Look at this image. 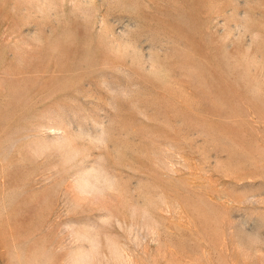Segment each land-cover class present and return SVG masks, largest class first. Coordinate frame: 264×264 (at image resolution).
I'll return each instance as SVG.
<instances>
[{
    "label": "rangeland",
    "instance_id": "obj_1",
    "mask_svg": "<svg viewBox=\"0 0 264 264\" xmlns=\"http://www.w3.org/2000/svg\"><path fill=\"white\" fill-rule=\"evenodd\" d=\"M0 264H264V0H0Z\"/></svg>",
    "mask_w": 264,
    "mask_h": 264
}]
</instances>
